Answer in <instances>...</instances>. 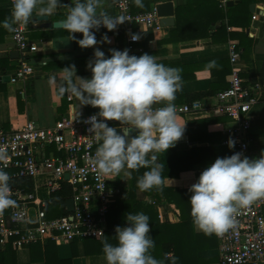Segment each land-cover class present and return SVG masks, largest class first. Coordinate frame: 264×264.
Instances as JSON below:
<instances>
[{
    "label": "crops",
    "instance_id": "crops-1",
    "mask_svg": "<svg viewBox=\"0 0 264 264\" xmlns=\"http://www.w3.org/2000/svg\"><path fill=\"white\" fill-rule=\"evenodd\" d=\"M117 1L104 0V9L113 16L118 13ZM131 2L134 13L149 12L161 3H172L173 22L159 29L136 28L135 34L140 35V39L135 42L129 40L124 32L100 29L96 33L97 40L101 41L106 33L111 44L101 43L97 47L106 56H110V48H127L130 55L136 56L148 53L154 55L159 63L182 69V90L176 94L175 105L195 100L202 103L200 110L177 118L178 123L185 124V134L175 147L157 154V163L169 169L165 179L170 186L166 187L189 190L201 172L217 157L230 156L236 152V145L233 149L228 147V140H233L230 130L236 123L219 110L216 96L230 87L233 65L229 45L232 41L240 46L241 42L252 40L249 53L240 47L242 54L238 66L245 84L253 89L257 98L250 111L252 128L249 158H259L264 153V0H258L248 8L239 6V0H233L232 4H228L229 9L224 8L220 0H143V8L136 7L133 0ZM61 3L64 6L49 16L50 22L65 18L71 0H61ZM9 5L10 0H0V21L11 17ZM38 16V13H34L28 24V36L38 44V52L27 57V61L34 66V73L16 83L11 81V77L21 66L22 56L14 46L12 33L0 27V130L5 132L20 129L28 121L41 127H51L71 111L85 114L98 110L91 106L80 108L75 97L70 101L69 94L62 96L59 93V87L64 84L63 68L74 64L78 76L91 77L87 64L93 57V48L82 49L76 40H70L64 29L46 26L37 20ZM74 35L77 39L82 38L80 33ZM212 60L217 62L218 68L209 71L206 65ZM46 178L41 176L38 179L43 182ZM131 180L132 175H120L116 176L114 183L118 192L111 209L117 207L118 202L120 204V199L123 201L119 213L123 216L119 222L123 224L119 226H126L125 217L128 213L143 212L152 220V238V224L159 222L158 227H161L157 228V245L150 250L156 259H164L165 254L177 257L173 248H179L181 257H177V264H220L219 240L215 234L207 236L194 225L187 227L182 224L180 208L163 195L153 193L155 189L147 194L138 190L132 196ZM34 181H31L32 187ZM41 195L47 196L44 188L41 189ZM190 196L186 197L188 203ZM138 201L153 206L154 212L149 213L137 207ZM52 205L47 208L48 216H59L61 211ZM187 213L191 216V207ZM106 238L112 244L117 242L115 234H109L97 241L85 242L83 239L76 243H52L56 244L57 256L61 260L72 259V264H106L102 251V241ZM49 243L41 244V248L18 250V263L46 264L41 249L44 250ZM33 252L36 262H32ZM165 264H171V258Z\"/></svg>",
    "mask_w": 264,
    "mask_h": 264
},
{
    "label": "clouds",
    "instance_id": "clouds-1",
    "mask_svg": "<svg viewBox=\"0 0 264 264\" xmlns=\"http://www.w3.org/2000/svg\"><path fill=\"white\" fill-rule=\"evenodd\" d=\"M133 3L144 7L143 0ZM103 5L104 0H71L65 18L58 21L70 40H76L82 49L93 48V57L87 64L91 77L78 76L74 64L65 67L59 93L75 97L80 108L91 106L99 110L85 121L98 144L92 160L98 176L130 177L132 171L145 168L149 170L137 180L138 189L163 191L170 185L162 175L157 154L175 147L185 134V124L178 123L174 103L177 92L182 90V69L159 63L148 53L130 55L127 48H110V56H106L97 45L111 44V39L105 33L98 41L96 33L101 27L115 31L128 20L124 14L111 15ZM63 6L61 0H13L11 17L0 21V27L13 33L14 25L27 26L34 13L48 17ZM76 33L82 34V38L77 39ZM130 39L138 41L140 35L131 33ZM216 68L215 60L206 65L209 71ZM108 121L119 124L109 126ZM228 147L233 149L235 141L229 139ZM8 159L7 151L0 148V162ZM10 179L0 167V214L17 206ZM189 191L192 222L198 231L219 236L234 229L239 211L264 199V153L259 158H249L241 152L217 157ZM125 220L126 226L115 228V244L107 238L102 241L106 264H165L169 258L171 264H177L178 258L171 254L160 260L151 255L155 241L150 235L148 215L128 213Z\"/></svg>",
    "mask_w": 264,
    "mask_h": 264
},
{
    "label": "built area",
    "instance_id": "built-area-1",
    "mask_svg": "<svg viewBox=\"0 0 264 264\" xmlns=\"http://www.w3.org/2000/svg\"><path fill=\"white\" fill-rule=\"evenodd\" d=\"M131 3V0L117 1L116 15L124 14L128 21L114 32H124L131 40L130 34L135 33L136 28L162 27L157 7L149 12L134 13ZM220 3L226 8L229 0H220ZM9 6L12 13L13 0H10ZM14 27L16 31L12 33V40L22 56L21 66L11 77V81L16 83L34 73V66L27 61V57L38 52V44L29 38L28 25ZM229 48L233 65L230 87L216 96L219 110L236 123L230 130L236 152L249 157L250 111L257 98L241 76L238 66L242 54L240 46L232 41ZM256 86L259 88V85ZM72 99L69 97L70 101ZM176 107L178 118L200 110L202 103L195 100ZM98 111L80 115L71 111L51 127H41L28 121L22 128L11 132L0 130V148H4L9 155L6 162H0V167L10 175L12 198L17 201L16 207L0 214V250L10 245L18 251L30 249L35 244L73 243L85 238L105 237L107 214L118 191L114 185L116 177L98 176L92 163L98 144L88 132L90 125L85 121ZM107 123L109 126L119 124L118 121ZM41 176H47L46 180L39 182ZM26 180H35L33 187H28ZM65 186L70 190L69 199L74 201L73 211L68 210L66 203L63 215L49 217L47 208L63 198L61 193ZM42 188L46 197L41 195ZM236 220L234 229L216 235L220 264H264V199L241 209Z\"/></svg>",
    "mask_w": 264,
    "mask_h": 264
},
{
    "label": "trees",
    "instance_id": "trees-1",
    "mask_svg": "<svg viewBox=\"0 0 264 264\" xmlns=\"http://www.w3.org/2000/svg\"><path fill=\"white\" fill-rule=\"evenodd\" d=\"M258 0H239V6L241 7H249L251 4L256 3ZM227 9H229V6H227ZM251 44H252V40H250L249 42H241L240 47H244L246 53H249L251 50ZM243 52V53H244ZM149 169H145V168H141L138 171H132V180H131V187H130V192L132 196H135L137 191L139 190L137 187V180L139 179L140 176L143 175V173L145 171H148ZM168 171L169 169H167L166 167L162 168V175L164 178H166L168 176ZM27 184L28 187H31V181L30 180H26L25 182ZM151 192V191H150ZM148 192H143L145 194L150 193ZM156 192V195H163L164 197H166L167 200H169L170 202L174 203L177 205L178 208H180L181 212H182V224H186L187 227H191L193 226V222H192V217L187 213L188 208L191 207L190 202H186V197H188L191 192L189 190H182L180 188H172V187H164L163 191H153V193ZM63 195V198L60 199L59 201H56L52 206L54 207H58V209L61 211L59 212V216L62 215V213L64 214L66 212L65 207H66V202L70 197V190L68 188V186H65L64 190L61 193ZM120 204L118 202L117 207H115L114 209H110L108 214H107V222L109 225V231H107L105 237L109 234L110 235H114L115 233V228L123 223L119 222V219H122L123 216H120L119 213L121 212V208L123 206V201H121V199L119 200ZM137 207H140L141 209H146L147 212H154V207L150 206V205H143L141 203V201H138L137 203ZM131 205L134 206V204L131 203ZM150 221L152 222V220L150 219ZM159 222L158 223H154L152 224V232H153V238L155 241V245H157V228H161L158 227ZM104 237V238H105ZM103 238V239H104ZM85 242H89V241H97V239L94 238H85L84 240ZM77 242V241H76ZM74 242V243H76ZM41 244H35L33 245L31 248L34 249L35 247H40L41 248ZM56 244L55 243H49L46 248L44 250L41 249V253H42V258L44 259V262L46 264H72V259L69 260H61L58 258L57 256V252H56ZM169 250V249H168ZM167 250V251H168ZM175 255L177 257H181V250H179V248H173ZM36 257H35V253H32V262H36ZM0 264H19L18 260H17V250L14 249L11 245L8 246L6 249L4 250H0Z\"/></svg>",
    "mask_w": 264,
    "mask_h": 264
},
{
    "label": "water",
    "instance_id": "water-1",
    "mask_svg": "<svg viewBox=\"0 0 264 264\" xmlns=\"http://www.w3.org/2000/svg\"><path fill=\"white\" fill-rule=\"evenodd\" d=\"M233 0H229V4H232ZM157 10L159 15L162 17V21H161V25H170L173 22L174 19V8L172 3H161L159 5H157ZM49 16L48 17H42V16H38L37 20L39 22H41L42 24L46 25V26H53L55 28H61L58 21L56 22H50L49 21ZM117 131L119 132V128H117ZM66 178H69V175H66ZM67 206H68V210L69 211H73L74 209V201L73 199L68 200L67 202Z\"/></svg>",
    "mask_w": 264,
    "mask_h": 264
}]
</instances>
